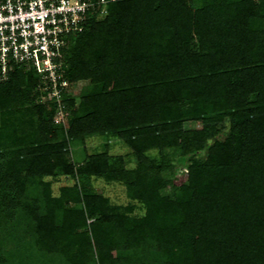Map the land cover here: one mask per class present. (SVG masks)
Listing matches in <instances>:
<instances>
[{
    "label": "trees",
    "instance_id": "obj_1",
    "mask_svg": "<svg viewBox=\"0 0 264 264\" xmlns=\"http://www.w3.org/2000/svg\"><path fill=\"white\" fill-rule=\"evenodd\" d=\"M65 41L77 93L0 68V264H264V0H107Z\"/></svg>",
    "mask_w": 264,
    "mask_h": 264
},
{
    "label": "built area",
    "instance_id": "obj_2",
    "mask_svg": "<svg viewBox=\"0 0 264 264\" xmlns=\"http://www.w3.org/2000/svg\"><path fill=\"white\" fill-rule=\"evenodd\" d=\"M107 0H0V68L5 75L8 63L32 66L51 82V96L58 98L63 79L61 50L65 37L81 32L87 16L99 9L105 13ZM58 114L65 118L63 112ZM58 120V119H57Z\"/></svg>",
    "mask_w": 264,
    "mask_h": 264
},
{
    "label": "rangeland",
    "instance_id": "obj_3",
    "mask_svg": "<svg viewBox=\"0 0 264 264\" xmlns=\"http://www.w3.org/2000/svg\"><path fill=\"white\" fill-rule=\"evenodd\" d=\"M85 86V82H81L78 80H71L70 83H68L67 87L71 93H77L80 89H82ZM222 100V95L219 94V101L221 103ZM58 116L56 119L58 121H61V124L66 125V120L65 118L60 119L59 116L61 117L60 114H57ZM192 124H187V127H192ZM104 142L103 137H92L86 142V146L88 147L89 150H94V149H100L102 147V144ZM110 144V149L109 153L112 155H125L128 153V149L125 148L121 143H119L116 140L111 139L109 141ZM184 179V175H181L178 179H176V183H179ZM72 183V179H69L67 177L60 176L59 178L52 180L51 181V186L54 194L58 193V189L61 186L64 185H70ZM92 185L94 188L98 191L103 193L105 196H108L110 200L116 204H125L127 203V198L125 196L124 188L116 183H106L102 179H94L92 180ZM177 193V186H172L169 188H166L162 190V195L166 198L169 197L170 195H174ZM136 213H140V211L137 209ZM191 239H187L185 243L187 245L192 244Z\"/></svg>",
    "mask_w": 264,
    "mask_h": 264
}]
</instances>
